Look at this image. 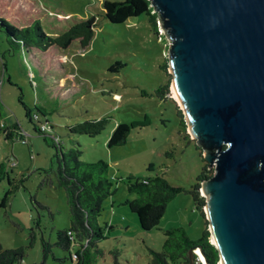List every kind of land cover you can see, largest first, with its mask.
<instances>
[{
    "label": "rangeland",
    "instance_id": "374dc122",
    "mask_svg": "<svg viewBox=\"0 0 264 264\" xmlns=\"http://www.w3.org/2000/svg\"><path fill=\"white\" fill-rule=\"evenodd\" d=\"M39 1L50 13L63 10L87 20L96 18L91 44L81 49L76 42L63 57L68 74L62 82L87 88V94L72 106L57 110L40 87L32 85L22 50L6 52L9 63L4 74L0 63L1 119L7 125L18 122L26 143L8 140L0 133V173L1 165L6 164V170H12L13 184L19 183L2 207L5 193L14 187L6 177H0L2 246L25 248V256L16 264L40 263L42 238L54 243L57 231L66 229L70 223L66 191L55 177L56 151L26 113L30 108L33 116L35 105L45 113L41 122L53 126L46 132L50 141L58 140L65 151L76 148L83 161L103 160L110 166L113 195L105 202L98 220L105 237L99 245L106 255L98 257L96 264H114L108 252L116 249L120 252V264H149V249L161 251L164 231L174 228L183 227L192 240L200 239L206 219L196 209L190 194L182 192L170 201L159 226L150 231L141 229L137 216L127 206L128 199L133 197L126 191L127 177L163 175L173 186L189 190L204 165L201 149L196 148L190 135L192 141L188 143L181 133L176 114L181 107L171 93V83L165 100L155 93L172 78L161 68L168 54V40L163 31L159 27V33L154 34L145 15L120 24L111 23L103 15L102 0ZM5 39L4 33H0V47L2 44L8 49ZM89 119H106L107 123L100 133L93 135L69 132V127ZM118 123L131 126L127 141L109 147L110 135ZM42 181L45 182L41 184ZM33 199L49 210L39 208ZM33 232L36 239L30 246ZM53 254L48 256L47 264H75L67 251L54 248Z\"/></svg>",
    "mask_w": 264,
    "mask_h": 264
},
{
    "label": "water",
    "instance_id": "95a60500",
    "mask_svg": "<svg viewBox=\"0 0 264 264\" xmlns=\"http://www.w3.org/2000/svg\"><path fill=\"white\" fill-rule=\"evenodd\" d=\"M150 2L171 93L214 170L200 192L218 264H264V0Z\"/></svg>",
    "mask_w": 264,
    "mask_h": 264
},
{
    "label": "trees",
    "instance_id": "16d2710c",
    "mask_svg": "<svg viewBox=\"0 0 264 264\" xmlns=\"http://www.w3.org/2000/svg\"><path fill=\"white\" fill-rule=\"evenodd\" d=\"M102 7L104 17L111 23L120 24L131 17L145 15L153 33L156 35L159 33L158 16L150 0H102ZM95 25V17L87 20L63 10L50 13L39 0H0V31L4 33L8 42V51L12 52L15 48L22 50L24 61L32 74L30 77L33 79L32 85L39 86L43 95L48 101H52L57 110L72 106L87 94V88L62 82L68 74L63 57L76 42L79 43L81 49L87 48L93 40ZM167 67L168 62L165 61L161 68L169 74ZM36 79L38 82L35 84ZM169 83L168 80L156 89L155 93L161 100H165L169 93ZM35 110L39 117L45 114L42 107L38 105H35ZM26 113L31 120V109H26ZM176 114L182 128L180 132L183 133L184 139L191 143L192 139L187 133L182 110L178 109ZM39 121L35 123L37 131L38 124L41 123V120ZM106 123V119H89L69 127V132L93 135L100 133ZM130 128L131 126L127 123H118L110 135L108 146L124 144ZM0 133L11 141L25 139L20 125L18 123L7 125L2 121L1 114ZM43 136L56 151L55 177L58 185L66 191L70 223L66 229L57 231V239L54 243L42 238L43 260L33 264H47L48 256L54 255V248L69 252V259L75 264H96L98 257L106 255L99 245L105 237L98 220L105 202L113 195V175L110 166L103 160L83 161L76 148L65 151L57 139V142L54 138L50 141L46 135ZM196 148L200 149L197 146ZM201 158L204 165L196 182L189 190L173 186L163 175L126 178V191L128 195L133 196L128 199L127 206L137 216L142 230L150 231L158 227L168 203L182 192L192 196L196 209L205 219L203 208L206 199L201 195L200 186L203 180L213 175L214 170L209 167L202 156ZM11 172L12 170L10 172L6 170V164L1 165L0 177H6L9 185L14 187L5 193L1 203L2 207L7 205L10 195L19 187V183L13 184L10 177ZM44 182L42 181L41 184ZM34 202L39 208L49 210L47 206L35 200ZM205 224L206 227L198 240H192L183 227L164 231L165 240L162 250L149 249L151 256L149 264H170L171 262L190 264L189 251L196 247L201 248L209 263L215 264L219 260V255L210 241L206 221ZM36 225L40 226L39 216ZM30 238V246H32L36 239L35 232L31 233ZM75 248H77L76 251L71 252ZM108 253L112 256L114 264H120L119 250H111ZM24 256L25 248L8 249L0 243V264L20 263ZM56 259L61 261L65 258Z\"/></svg>",
    "mask_w": 264,
    "mask_h": 264
},
{
    "label": "built area",
    "instance_id": "2783aa9c",
    "mask_svg": "<svg viewBox=\"0 0 264 264\" xmlns=\"http://www.w3.org/2000/svg\"><path fill=\"white\" fill-rule=\"evenodd\" d=\"M32 120H34L36 123L40 122V117L37 113H35L32 116ZM38 128V127H37ZM48 129H51V126L48 127L47 124H43L42 122L39 125V129L38 132L42 135H47V131ZM23 143H26V139L22 140ZM202 195V193H201ZM193 251V255H194V264H211L207 261V259L205 258L202 250L199 247H196L194 249H192ZM219 261H217L215 264H218Z\"/></svg>",
    "mask_w": 264,
    "mask_h": 264
},
{
    "label": "crops",
    "instance_id": "0c3cea01",
    "mask_svg": "<svg viewBox=\"0 0 264 264\" xmlns=\"http://www.w3.org/2000/svg\"><path fill=\"white\" fill-rule=\"evenodd\" d=\"M0 33L2 34V32L0 31ZM6 40V39H5ZM7 41V40H6ZM8 47V46H7ZM6 52H8L9 53V51H8V49L5 47V46H2V44H1V47H0V63H1V65H2V67H3V71H2V73L4 74L5 72H7V70H8V61H7V59H6ZM68 53V52H67ZM31 73L29 72V77H31ZM9 76H11V74L9 75ZM11 78V77H10ZM12 123H18V122H12ZM12 123H10V124H12ZM9 124V125H10ZM19 124V123H18ZM20 125V124H19ZM20 128L22 129V127H21V125H20Z\"/></svg>",
    "mask_w": 264,
    "mask_h": 264
},
{
    "label": "bare ground",
    "instance_id": "6f19581e",
    "mask_svg": "<svg viewBox=\"0 0 264 264\" xmlns=\"http://www.w3.org/2000/svg\"><path fill=\"white\" fill-rule=\"evenodd\" d=\"M172 95H173L174 97H176V95H175V91L173 90V88H172Z\"/></svg>",
    "mask_w": 264,
    "mask_h": 264
}]
</instances>
